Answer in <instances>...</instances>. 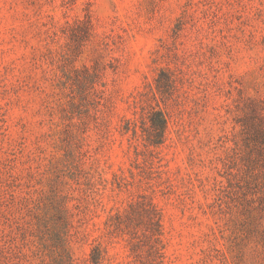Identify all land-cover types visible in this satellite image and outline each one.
<instances>
[{
    "label": "rangeland",
    "instance_id": "1",
    "mask_svg": "<svg viewBox=\"0 0 264 264\" xmlns=\"http://www.w3.org/2000/svg\"><path fill=\"white\" fill-rule=\"evenodd\" d=\"M0 264H264V0H0Z\"/></svg>",
    "mask_w": 264,
    "mask_h": 264
},
{
    "label": "trees",
    "instance_id": "2",
    "mask_svg": "<svg viewBox=\"0 0 264 264\" xmlns=\"http://www.w3.org/2000/svg\"><path fill=\"white\" fill-rule=\"evenodd\" d=\"M151 121L155 124V126H158L161 129H163L166 124V118L161 111L153 113ZM157 121H159V124L157 123Z\"/></svg>",
    "mask_w": 264,
    "mask_h": 264
}]
</instances>
